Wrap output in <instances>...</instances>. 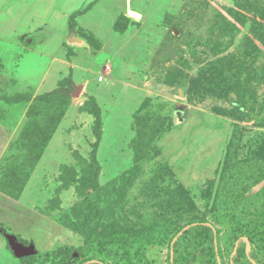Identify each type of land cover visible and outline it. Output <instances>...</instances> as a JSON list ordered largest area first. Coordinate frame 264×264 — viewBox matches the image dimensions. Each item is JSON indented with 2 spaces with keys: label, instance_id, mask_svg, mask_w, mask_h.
<instances>
[{
  "label": "rangeland",
  "instance_id": "rangeland-1",
  "mask_svg": "<svg viewBox=\"0 0 264 264\" xmlns=\"http://www.w3.org/2000/svg\"><path fill=\"white\" fill-rule=\"evenodd\" d=\"M247 12L263 21L264 0H0V264H84L96 239L208 220L235 125L236 160L259 169L240 196L261 190L264 51L249 83ZM249 220L264 242V210ZM242 243L230 258H249ZM146 258L168 264V249Z\"/></svg>",
  "mask_w": 264,
  "mask_h": 264
},
{
  "label": "trees",
  "instance_id": "trees-1",
  "mask_svg": "<svg viewBox=\"0 0 264 264\" xmlns=\"http://www.w3.org/2000/svg\"><path fill=\"white\" fill-rule=\"evenodd\" d=\"M236 15L241 17L243 14L236 11ZM247 15L250 18H238V20L249 23L251 30L254 31L255 43L243 55L239 66L240 73H246L249 83H252L256 78L252 66L264 51V20L256 21L254 12L252 14L247 12ZM71 17L74 18L75 14ZM213 78V75L206 77L203 74L194 82L208 81L211 87L214 84ZM240 107L246 112L245 119L253 121L255 107L253 91L247 90L244 93ZM239 139V125H235L232 139L226 147L223 170L219 176L208 220L190 222L181 228L165 224L134 235L122 232L96 239L89 246L90 257L84 264H148L146 252L150 247H166L168 264H194L203 254L206 255V264H226L225 256L231 264H249L250 259L256 260L259 254L264 252V242L258 238L261 228L251 222L249 217L253 209L259 207L264 210V184L254 195L240 196L245 175L255 174L259 169L256 168L251 157L248 162L236 160ZM198 234H202V237L191 244V238ZM243 238L248 239L250 244L249 258L246 257L244 260L238 256L230 258L234 244L244 246Z\"/></svg>",
  "mask_w": 264,
  "mask_h": 264
},
{
  "label": "water",
  "instance_id": "water-1",
  "mask_svg": "<svg viewBox=\"0 0 264 264\" xmlns=\"http://www.w3.org/2000/svg\"><path fill=\"white\" fill-rule=\"evenodd\" d=\"M71 39H73V37ZM4 236L16 258L27 257L34 254L33 246H24L23 244L17 242L13 235L4 234Z\"/></svg>",
  "mask_w": 264,
  "mask_h": 264
},
{
  "label": "built area",
  "instance_id": "built-area-1",
  "mask_svg": "<svg viewBox=\"0 0 264 264\" xmlns=\"http://www.w3.org/2000/svg\"><path fill=\"white\" fill-rule=\"evenodd\" d=\"M108 70H109V67L106 66V71H108ZM98 79H99V81H102L104 79V75L99 76Z\"/></svg>",
  "mask_w": 264,
  "mask_h": 264
}]
</instances>
